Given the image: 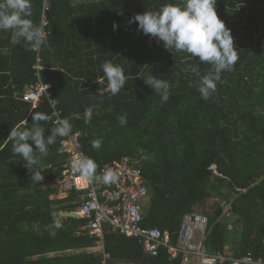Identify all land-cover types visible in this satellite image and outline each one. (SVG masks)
Here are the masks:
<instances>
[{"label":"trees","instance_id":"obj_1","mask_svg":"<svg viewBox=\"0 0 264 264\" xmlns=\"http://www.w3.org/2000/svg\"><path fill=\"white\" fill-rule=\"evenodd\" d=\"M72 2L32 0L31 19L38 26L47 5L41 80L51 85L50 98L43 97L35 108L22 100L36 82L32 47L12 45L11 32L0 30V264L98 261L87 251L93 239L79 231L84 221L60 215L72 213L81 200L76 192L59 199L52 188L68 159L60 151L61 137L40 158L44 179L37 184L13 153L11 131L39 126L45 136L52 132L46 120L49 100L70 122L71 134L79 135L97 173L125 158L139 171L149 196L144 227L166 232L168 244L175 246L183 216L202 214L207 253L251 255L264 262V0H216L217 16L231 30L239 59L221 73L224 83L208 100L201 98L198 82L210 65L167 50L139 31L137 22L130 23L137 14L177 0ZM106 61L120 65L127 77L116 95L107 91L101 68ZM150 73L170 85L167 102L144 83ZM88 107L93 115L85 123ZM123 114L127 122L121 125ZM36 115L45 119L36 122ZM96 139L102 141L99 149L92 147ZM229 200L224 213L221 202ZM56 222L62 227L55 228ZM103 240L118 264H181L180 255L170 259L164 248L156 257L145 255L137 239L105 231Z\"/></svg>","mask_w":264,"mask_h":264},{"label":"clouds","instance_id":"obj_2","mask_svg":"<svg viewBox=\"0 0 264 264\" xmlns=\"http://www.w3.org/2000/svg\"><path fill=\"white\" fill-rule=\"evenodd\" d=\"M215 4L216 0H177L175 3L163 4L158 10L137 14L130 21L137 22V28L143 34L155 38L158 43L163 42L167 50L186 52L198 58L201 63L210 65L209 71L200 76L198 82V91L203 100H208L216 92L218 83H224L221 73L231 71L239 59L231 30L218 18ZM31 16L32 0H0V30L11 32L12 45L24 42L36 49L47 46L43 29L32 21ZM113 28H116L115 24ZM7 52L4 49V54ZM101 68L107 79V91L112 95L118 94L127 80L124 69L111 61L104 62ZM191 71L199 75L198 67L193 66ZM143 80L152 91L160 94L162 102L168 101L170 85L167 81L151 73ZM92 115V108H86L83 114L85 123L91 121ZM44 119L43 115L33 117L36 122ZM126 122V114L121 115L119 123L124 125ZM71 131L70 122L64 118L58 120L57 126L47 136L39 126L10 132L13 153L25 162L32 183L37 184L44 179L37 167L41 163L40 158L47 156L49 146L56 143L57 137H66ZM101 145L100 139L92 141L93 149H99ZM71 168L79 174L81 180L88 183L100 181L109 184L117 180L116 173L110 168L102 175H97V163L83 153L71 161ZM54 227L60 228L62 225L56 222ZM50 234L55 235V232Z\"/></svg>","mask_w":264,"mask_h":264},{"label":"built area","instance_id":"obj_3","mask_svg":"<svg viewBox=\"0 0 264 264\" xmlns=\"http://www.w3.org/2000/svg\"><path fill=\"white\" fill-rule=\"evenodd\" d=\"M47 5H43L39 26L43 29L46 39L49 35L48 19L46 16ZM35 60L32 66L35 84L29 86L23 96L24 102L30 103L35 108L43 97L50 98L51 85L41 80L44 71L40 48L32 47ZM51 112L46 120L52 127L57 126L61 117V110L56 103L49 100ZM77 133L61 137L60 151L68 154V159L63 167L60 178L53 182V187L58 190L62 199L70 192L79 194L80 203L72 212L74 218L84 221L79 228L80 232H86L93 239L91 252L97 256V264H118L110 253L104 249V232H114L125 238L137 239L141 243L142 252L149 257H156L159 250L166 249L170 259L181 256V264H264L261 258L251 255H243L234 258L231 254L212 252L207 253L204 241L207 232V219L204 215L194 213L183 216L176 236V245L168 244L169 235L156 228H146L142 225L143 208L149 200L148 191L144 186L139 171L128 159L112 161L104 164L97 175H102L106 169H112L117 180L104 184L100 181L91 183L81 180L78 173L71 168V161L80 153H83ZM213 172L215 167L211 166ZM230 202H221L224 213L230 210ZM195 233L199 234L196 244L193 243Z\"/></svg>","mask_w":264,"mask_h":264},{"label":"rangeland","instance_id":"obj_4","mask_svg":"<svg viewBox=\"0 0 264 264\" xmlns=\"http://www.w3.org/2000/svg\"><path fill=\"white\" fill-rule=\"evenodd\" d=\"M88 1H93V2H97V1H101V0H73V4H78V3H81V2H88ZM147 205H144V208L146 207ZM195 235V237H194V239H193V243L194 244H196L197 243V241H198V238H199V234L198 233H195L194 234Z\"/></svg>","mask_w":264,"mask_h":264},{"label":"water","instance_id":"obj_5","mask_svg":"<svg viewBox=\"0 0 264 264\" xmlns=\"http://www.w3.org/2000/svg\"><path fill=\"white\" fill-rule=\"evenodd\" d=\"M60 215L63 216V217L74 218V214L73 213H61Z\"/></svg>","mask_w":264,"mask_h":264},{"label":"crops","instance_id":"obj_6","mask_svg":"<svg viewBox=\"0 0 264 264\" xmlns=\"http://www.w3.org/2000/svg\"><path fill=\"white\" fill-rule=\"evenodd\" d=\"M52 188L55 189V188L53 187V185H52ZM55 190H56V192H57V198H59V195H60V194H59V192H58L57 189H55ZM52 197H53V196H51V198H52ZM60 197H62V195H60ZM59 199H60V198H59ZM90 248H91V247H90ZM90 248H88L87 251L90 252V253H92Z\"/></svg>","mask_w":264,"mask_h":264}]
</instances>
